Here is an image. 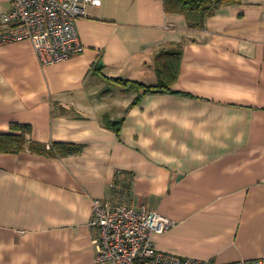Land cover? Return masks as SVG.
Masks as SVG:
<instances>
[{"label":"crops","instance_id":"crops-1","mask_svg":"<svg viewBox=\"0 0 264 264\" xmlns=\"http://www.w3.org/2000/svg\"><path fill=\"white\" fill-rule=\"evenodd\" d=\"M76 29L83 51L47 66L28 40L0 46V135L25 125L29 142L81 148L0 153V264H94L92 202L117 189L174 223L157 251L264 264V0L221 5L199 29L162 0H101ZM171 44V93L131 107L137 92L102 78L155 86Z\"/></svg>","mask_w":264,"mask_h":264},{"label":"built area","instance_id":"built-area-1","mask_svg":"<svg viewBox=\"0 0 264 264\" xmlns=\"http://www.w3.org/2000/svg\"><path fill=\"white\" fill-rule=\"evenodd\" d=\"M88 6L99 7L101 0H0V46L28 40L42 66L63 62L83 51L76 22ZM173 224L147 208L130 207L119 189L108 200H93L89 226L97 232L94 264H216L157 251L153 236Z\"/></svg>","mask_w":264,"mask_h":264},{"label":"trees","instance_id":"trees-1","mask_svg":"<svg viewBox=\"0 0 264 264\" xmlns=\"http://www.w3.org/2000/svg\"><path fill=\"white\" fill-rule=\"evenodd\" d=\"M163 8L167 14H182L189 22V28L199 29L204 20L212 16L221 5H229L234 0H162ZM180 44H171V49L163 48L154 56L155 70L159 82L155 86H147L135 81L119 78H106L123 87L125 91L137 92L131 107L138 103L140 98L149 93H171L172 86L177 80L180 67L181 51ZM121 121L112 123L118 133ZM30 128L25 125H12L11 133L0 135V153L15 154L25 150L26 147L35 153H53L56 156L76 155L80 147L74 144L54 143L52 145H41L27 140Z\"/></svg>","mask_w":264,"mask_h":264}]
</instances>
